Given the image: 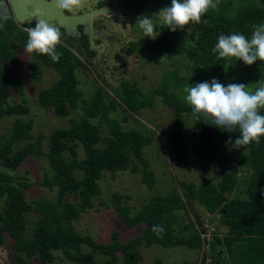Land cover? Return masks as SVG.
I'll return each instance as SVG.
<instances>
[{"label":"trees","instance_id":"1","mask_svg":"<svg viewBox=\"0 0 264 264\" xmlns=\"http://www.w3.org/2000/svg\"><path fill=\"white\" fill-rule=\"evenodd\" d=\"M128 1L134 10L147 2L158 7L168 6L171 2ZM261 1L262 4L255 0L240 2L242 4L218 3L217 8L210 9L199 24H193L195 31L190 33L192 42L189 44L168 39L163 33L152 41L143 38L141 41L148 50L166 52L168 57L185 53L191 61L189 75L178 77L175 71H168L163 77V85L153 89L149 96L136 89L134 83L124 81L118 98L98 88L92 98L87 100L81 96L75 74L78 65L85 67L86 64L69 47L62 43L57 46V51L61 53L57 62L46 55L32 54L33 60L27 70L31 80L40 81V64L54 68L59 74L53 84L38 91L39 105L51 108L56 116L61 117L77 109L80 117L70 118L68 127L53 129L48 136L46 149L40 145V140L35 143L28 141L31 138V120L16 119L7 138L0 142V198L4 202L0 210V245L5 241V234L11 237L16 263L31 264L33 258L40 264H48L55 258L53 250H61L76 264H115L118 253H121L120 264H135L139 247L148 248L158 244L164 247L203 249V245L209 242L210 249L204 252L201 263L209 256L218 264H264V136L260 138L259 144L252 142L240 148L244 152L239 161L249 171L240 180L236 175L238 166H230L228 156L225 155L219 162L215 160L218 153H224L218 140L224 141L229 132L198 121L193 115L196 127L194 134L199 137L194 150L199 166L205 173L215 166L226 170L219 181L214 182L209 178L199 183L180 181L178 187L166 194H153L134 212L124 205L122 194L112 192L106 200H100L99 205L105 209L112 208L129 226L143 224L142 232L129 240L119 241L118 233L113 231L109 242H97L89 235L77 233L72 222L79 218L80 213L93 207V198L100 194L98 180L104 171L114 173L126 169L132 172L140 170L141 181L147 188L153 189L155 186V173L149 168V161L142 149L152 141L153 132L124 129L120 121L110 115L111 111L116 110L118 101L128 110L138 113L141 106L151 105L153 95H161L162 101L173 108L174 126L168 130L167 135L170 163L180 168L186 167V143L182 139V131L184 115L191 112V108L176 92L169 89L170 80L186 86L196 82H210L215 77L227 85L226 61L217 60L212 48L221 34L230 35L235 31L250 38L252 25L264 21V0ZM13 40L11 33L0 30V117L29 111L28 107L20 103L8 102L12 91L19 94L23 92L21 82L12 79L4 65L13 55ZM15 40L25 46L27 31L20 30ZM139 42H129L125 52L130 54L141 51L138 48ZM260 67L264 70V62H261ZM260 111L264 115V109ZM103 126L107 127L106 135L100 133ZM238 135V131L230 133L233 140ZM78 145L84 150L81 158L76 150ZM67 150L70 156H66ZM35 153L46 157L48 162V170L43 173L39 183L49 188L57 186L56 199L27 202L16 184L23 187L30 184L24 180H14L7 171L16 169ZM69 194L77 196L78 201L64 200ZM193 201L204 206L207 213L218 215V224L226 227L223 235L213 231L210 241L201 237L206 229L194 210L192 226L178 230L180 221L177 211L185 210ZM30 211L35 212L37 218L33 222L32 237L26 238L25 214ZM154 225L163 226L165 231L158 236L152 231ZM84 245L90 250H84ZM96 253L107 258L98 263L95 261ZM157 264H162V261L157 260Z\"/></svg>","mask_w":264,"mask_h":264},{"label":"rangeland","instance_id":"2","mask_svg":"<svg viewBox=\"0 0 264 264\" xmlns=\"http://www.w3.org/2000/svg\"><path fill=\"white\" fill-rule=\"evenodd\" d=\"M248 1L219 0V3L231 4L232 2L233 4H242L240 2ZM255 1L259 4L263 3L261 0ZM94 2L95 0L81 2L71 12L89 9ZM118 2H121L122 5L126 4V0H118ZM161 8L163 7L147 2L141 5L138 10L128 9L124 17L118 18V22L115 23V29L112 31L116 36L122 38V44H111L109 49L102 54L103 56L98 58V63L94 64L86 59V52L82 50L76 51L79 58L86 64L85 67L78 65L75 69L77 87L81 91L83 98L91 99L98 88L102 92L106 91L111 96L118 98V95L122 93L121 84L124 81L130 84L134 83L136 89L143 92L145 96H149L153 89L163 85V77L168 71H175L178 77H185L190 74L191 61L185 53L168 57L166 52L146 49L141 41L144 37L142 31L135 23L137 16L145 13L151 15ZM153 15L155 18V14ZM192 31H195L193 24H190L186 30L172 32L167 28H161L157 20V34L163 33L166 38L174 41L184 42L185 44L191 43L190 33ZM145 39L152 41V39L147 37ZM131 41H140L138 48H141V51L126 53L125 48ZM14 47L16 48L15 53L13 51L12 55L14 58L11 57L4 65L6 73L12 79L21 82L23 92L19 94L12 91L8 97V102L11 104L20 103L28 107L29 111L25 114H10L0 117V142L7 138L9 129L16 119L31 120V138L28 141L35 143L40 140V145L43 149H46L50 132L55 128L70 126V118H79L80 113L75 109L61 117L56 116L51 108L40 106L37 99L38 91L53 84L59 74L54 68L40 64V81L31 80L27 76V70L32 62L31 54L24 53L23 48L25 46L19 45L16 40H13L12 43L13 50ZM73 49L75 48L73 47ZM1 58L0 56V62ZM260 64L261 61H257L253 65L247 66L242 61L235 62L233 60L230 66V62L226 61L225 77L227 83H244L248 85L249 91H255L256 88L264 85V70L260 67ZM184 87L183 84L175 83L173 79L170 80L169 89L176 92L182 100L185 95ZM110 115L119 120L124 129L136 128L142 132L147 130L153 132L152 141L148 145L143 146L142 149L144 156L149 161V168L155 173L156 183L153 189H148L141 181L140 170L132 172L126 169L118 170L114 173L104 171L103 176L98 180L100 194L93 198V207L80 213L79 218L72 221L75 230L81 235H89L97 242L107 243L111 240L113 231L118 233L119 241L129 240L142 232L143 224L129 226L120 219L112 208L105 209L99 205V201L106 200L112 192L122 194L124 196V205L128 206L131 212H134L147 202L153 194L156 192L166 194L171 189L178 187L180 181L199 183L202 179L209 178L217 182L226 171L218 166L213 167L207 173L201 170L198 157L194 152L196 144L199 142V137L194 134L196 127L192 119V112L185 113V125L182 131V139L186 143L187 165L184 168H180L170 163L167 135L168 130L174 126L173 108L165 104L159 94L153 95L151 105L141 106L138 113L128 110L118 101L116 110L111 111ZM100 133L101 135H106L107 127H101ZM227 136L224 141L218 140V144L224 149V153H218L215 156V160L219 162L225 155L228 156L230 158L229 165L238 166L236 175L242 180L249 172L248 168L239 161L244 150L231 148L230 145H226L225 142L230 137V132ZM76 150L78 157L84 156V150L81 145H78ZM66 156H70L68 150L66 151ZM46 170H48L46 157L35 153L23 161L16 169H8L7 171L14 177V180H24L30 184L28 187L16 185L22 190L27 202H37L42 199H56L57 196V186L49 188L39 183ZM64 200L77 202L78 197L69 194L64 197ZM3 204V198H0V210ZM193 210L201 217L202 225L207 230L210 229L220 235L226 232V227L218 224V215H208L204 207L197 201H193L185 210L177 211L180 221L178 230H185L186 226H192L194 223ZM36 218L37 215L33 211L25 214L26 238L32 237L33 222ZM5 236V241L0 245V264H18L14 259L13 241L7 234ZM83 249L90 250L86 245L83 246ZM53 253L55 258L48 264H76L68 259L61 250H53ZM203 254L204 250L202 248L189 249L185 246L164 247L153 244L148 248H138L135 264H157V260H161L162 264H199ZM106 258L107 256L99 253L95 254V261L98 263L103 262ZM117 258L118 261L115 264H120L121 253L117 254ZM31 264L40 263L32 258Z\"/></svg>","mask_w":264,"mask_h":264},{"label":"clouds","instance_id":"3","mask_svg":"<svg viewBox=\"0 0 264 264\" xmlns=\"http://www.w3.org/2000/svg\"><path fill=\"white\" fill-rule=\"evenodd\" d=\"M59 12H71L80 0H48ZM219 0H171L170 5L151 14H141L135 23L142 31L143 37L155 40L157 20L161 28L172 32L186 30L190 24H199L202 17L210 9L217 8ZM43 8L33 12L34 26L27 28V42L23 52L27 54L46 55L57 62L61 53L57 46L61 43V33L56 25L49 23ZM250 38L244 34L233 32L221 34L212 48L217 60L231 62L242 61L251 66L257 61L264 62V23L252 25ZM74 53V52H73ZM78 56L77 52L74 53ZM79 57V56H78ZM183 102L191 108L192 115L205 124L227 132H239L233 140L229 137L225 142L231 148L240 149L252 142L260 143L264 136V85L249 91L244 83L211 81L196 82L183 89ZM153 232L160 236L164 231L161 225H154Z\"/></svg>","mask_w":264,"mask_h":264},{"label":"water","instance_id":"4","mask_svg":"<svg viewBox=\"0 0 264 264\" xmlns=\"http://www.w3.org/2000/svg\"><path fill=\"white\" fill-rule=\"evenodd\" d=\"M87 0H80L85 2ZM10 6L11 13H8L7 6ZM0 29H4V22L8 17H12L20 24L35 22L33 19V12L36 8L40 7L47 13V20L49 23L65 28L66 34L77 37L79 31L76 29V24H83V32L87 34L91 48H97V54L92 58L95 63H98V58L101 57L103 52V45H96L94 39L97 36L104 38H111L112 36L104 33L103 31L93 30V18L102 14H123V11L115 8L111 2L104 6L89 10L82 14L66 15L55 9L54 2L50 3L48 0H0Z\"/></svg>","mask_w":264,"mask_h":264},{"label":"flooded vegetation","instance_id":"5","mask_svg":"<svg viewBox=\"0 0 264 264\" xmlns=\"http://www.w3.org/2000/svg\"><path fill=\"white\" fill-rule=\"evenodd\" d=\"M109 2H111L115 8L123 11V14H107V15L102 14V15H99V16L93 18V24H92L93 30H95V31L101 30L104 33L112 36L111 38H107V39L102 37V36H97L94 39V43L96 45H99V44L103 45L102 54H104L109 49L111 44H113V43L122 44V40H121L122 38H120V36H116L112 31L115 29V23L118 22V18L124 17L125 14L127 13V10L132 9L129 5V1L126 0V4L122 5V3L118 2V0H95L93 6L89 9L84 10V11L63 12L66 15L82 14V13L87 12L89 10L104 6L105 4H107ZM6 6L8 8V13H11L12 11H11L10 6H8V5H6ZM0 8H1V6H0ZM34 23L35 22L20 24L17 21H15V19L12 16V17H8L5 20V22L3 24L4 29H0V30L4 31L5 33H11L12 40H13V38L16 39V36L19 35L20 30L26 31L27 28L33 27ZM7 26L10 29H8ZM75 27L79 31L77 37H73V34L72 35L66 34L65 28L63 26H58V29L61 33V43L65 44L67 47H69L74 53H76V51H78V50H80V51L82 50V51L86 52V54H87L86 59H88V60L92 61V63L96 64L92 60V58L97 54L98 49L90 47L88 36H87V34H85L83 32V27H84L83 24H76ZM73 47L75 49H73ZM15 49L16 48L14 47V50H13L14 53H15ZM91 53H92V55H91ZM31 56H32V54H31ZM102 56L103 55H101V57ZM12 57L14 58V56H12ZM32 60H33V56H32Z\"/></svg>","mask_w":264,"mask_h":264},{"label":"built area","instance_id":"6","mask_svg":"<svg viewBox=\"0 0 264 264\" xmlns=\"http://www.w3.org/2000/svg\"><path fill=\"white\" fill-rule=\"evenodd\" d=\"M205 228V227H204ZM206 231L204 233H201V237H205L207 241H210L211 238H212V230L205 228ZM210 243H205L203 245V250L204 252H207L209 249H210ZM199 264H218V263H215L211 260V258L209 256H206L203 263L199 262Z\"/></svg>","mask_w":264,"mask_h":264},{"label":"crops","instance_id":"7","mask_svg":"<svg viewBox=\"0 0 264 264\" xmlns=\"http://www.w3.org/2000/svg\"><path fill=\"white\" fill-rule=\"evenodd\" d=\"M204 207V206H203ZM204 209H205V207H204ZM208 215H210L209 213H207Z\"/></svg>","mask_w":264,"mask_h":264}]
</instances>
